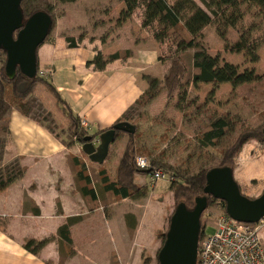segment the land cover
<instances>
[{
	"label": "trees",
	"instance_id": "1",
	"mask_svg": "<svg viewBox=\"0 0 264 264\" xmlns=\"http://www.w3.org/2000/svg\"><path fill=\"white\" fill-rule=\"evenodd\" d=\"M56 1L69 3L76 0ZM200 1L208 11L200 7L194 0H123L124 9L121 11V14L124 18L130 16L138 7H141V25L153 28V38L159 42L169 41L173 51L168 56V66L162 73L161 79L158 80L156 77L148 76V88L146 91L114 121L113 124L121 121L133 124L135 131L133 133L115 132V139L121 135H126L124 147L113 172H110L102 163L97 173V188L86 169L84 161L86 154L80 150L72 155L71 160L72 167L75 170L74 180L76 190L86 202L88 210H94L99 207L100 195L103 196L102 198L105 197L108 203L122 199L137 200L146 197L149 191L148 187L136 182V174L138 172L151 174L155 170H160L169 180L168 189L171 192L173 201V208L168 216V223L171 214L179 203L191 209L195 205V199L200 196L207 197V207L205 210L219 203L222 214H226L225 203L223 201L204 193L203 189L206 184L205 175L211 168L216 166H228L233 172L236 166V158L245 142L249 139L264 142V136L261 132V129L264 127V110L259 113L261 122L254 126H237L238 118L235 114H230V112L223 113L215 118L209 116V120L201 124L195 134L196 147L201 150L203 157V162L196 170H192L184 160L175 165L170 164L166 159L165 148L159 149L158 144H154L151 147L143 144V134L139 129V123L148 120L145 108L156 96V88L159 83H161L167 99L172 98L182 88L183 79L187 72V66L181 56L183 52H191L190 82L193 85L230 83L233 89L231 93H233L234 88L257 82L260 79V76L253 68L239 71L237 65L221 60L218 54H209L201 44L199 38L201 37L203 28L217 18V29L220 36L223 37V30H219V23L222 21L225 24L233 26L237 19L242 16V12L240 11L242 5L254 6L257 8V14L264 17V0ZM20 8L23 14V22L36 11H43L51 16V28L44 42L51 40L50 33L55 24V17L52 13L53 5L50 0H23L20 3ZM228 9L232 11L227 14L226 11ZM66 39L70 46H74L72 38L66 37ZM225 49L238 53L245 51L246 55L250 56L249 60L251 62L256 61L258 58L254 52L255 47H251L245 38L232 45L226 43ZM129 53V50L123 52L124 56H128ZM123 54L118 50L104 57L98 52L89 63H93L95 68L102 70L108 61L124 57ZM5 64L6 52L0 49V193L11 183L22 179L26 171V167L22 165L21 156H13L9 160L3 159L6 142L10 134V116L13 111H17L20 115L47 129L67 148L74 146L75 143L80 144L82 139L88 135L95 137L108 129L91 132L89 127L85 128L81 125V118L72 111L68 103L62 98L50 81V77L47 74L44 76L39 75L37 55V72L31 78L23 75L18 67L15 69V75L10 78L5 73ZM39 83H42L52 95L55 105L66 118L67 125L58 122L53 114L43 107L39 97L35 94V87ZM183 91L176 105H178V108L182 112L184 111L185 115L186 108L192 104V100H188L186 98V91ZM195 108L197 112H200L202 105L195 104ZM154 121H157V119L155 118ZM168 129L167 127L165 130ZM62 133H65L63 139L60 137ZM159 139L160 141H166L168 137L164 132ZM186 148V144L180 146L178 152L182 153ZM109 155L110 153L108 152L105 160ZM139 155H144L148 160L149 168L138 169L136 167L135 158ZM187 157H191V154L189 153ZM214 159L217 162L210 164ZM248 197L254 198L256 196ZM34 213L38 214V209ZM203 214L204 212L201 215V230L198 245L200 239L205 234L202 223ZM79 220H81L80 215L68 216L65 222L57 228L56 241L58 248L64 249L66 254H69L72 250L70 227ZM1 223L0 230L5 231ZM167 228L165 231L157 233L158 238L161 240L158 250L163 244ZM51 240H54V237L42 239L28 238L23 242L22 246L27 251L38 254ZM158 250L156 252L155 264L158 263ZM111 264H118V259L114 253L111 256Z\"/></svg>",
	"mask_w": 264,
	"mask_h": 264
},
{
	"label": "crops",
	"instance_id": "2",
	"mask_svg": "<svg viewBox=\"0 0 264 264\" xmlns=\"http://www.w3.org/2000/svg\"><path fill=\"white\" fill-rule=\"evenodd\" d=\"M61 15L72 21L76 19L67 7L63 8ZM59 21L62 23L54 25L51 30V40L43 42L37 49L39 69L47 71L62 98L78 117L88 122L91 132L109 128L146 91L148 76H157L161 63L157 54L162 42L151 35L150 47L142 44L135 54L130 46H116L109 37L91 39L83 35L77 38L75 26L65 19ZM66 37L73 39L74 46L69 45ZM122 49H131L128 57L108 61L102 70L89 63L98 52L106 56ZM60 123L67 125L66 118ZM9 129L4 157L9 160L21 156L26 171L22 179L0 193V218L3 217L4 223L1 224L5 227V231L0 230V264H55L57 259L53 261L48 251L54 242L56 252V239L38 254L27 251L22 244L28 238L56 236L59 225L73 215H80L81 220L70 227L74 254L65 264H77L78 258H81L79 264H111L113 253L118 264L155 262L160 246L157 233L162 224L155 227L150 221H156L157 215L149 220L146 218L153 211L146 209V216L132 209L116 212L119 207L115 202H99L98 208L88 210L76 190L71 160L72 155L80 151V144L65 147L47 129L17 111L11 113ZM259 144L257 146L262 147L264 142ZM240 158L238 155L235 161L234 179L243 194L257 196L264 185L261 190H255L252 182L264 180V155L255 154L242 161ZM250 164L257 169H250ZM61 165H64L66 174L60 173ZM257 186L261 187V183ZM36 209L38 214L34 213ZM34 224L37 226L33 227ZM258 236L264 249V227Z\"/></svg>",
	"mask_w": 264,
	"mask_h": 264
},
{
	"label": "rangeland",
	"instance_id": "3",
	"mask_svg": "<svg viewBox=\"0 0 264 264\" xmlns=\"http://www.w3.org/2000/svg\"><path fill=\"white\" fill-rule=\"evenodd\" d=\"M194 1L204 10L208 11L200 0ZM50 2L53 5L52 13L55 17L54 25L56 26V24L62 23L60 21L57 22L59 19H65L68 24L76 27L74 35L77 38L83 35H87L91 39L93 37H109L112 39L111 43L116 46H122V48L126 45L130 46L135 54L139 46L142 44H144V47L146 48L150 47L149 37H151V35L153 36V28L146 29L141 25V7H138L130 16L124 18L121 14V11L124 9L123 0H76L66 4L57 2L56 0H50ZM65 7H67L69 12L76 16V19L73 16L75 19L74 21L67 17L62 18L61 14ZM240 9L242 16L237 19L233 26L225 24L222 21L219 23V30H223V37L220 36L217 29V18L203 28L199 40L209 54H218L221 60L237 65L239 71L253 68L260 76V79L257 82L234 88L233 93H231L233 89L230 83H222L219 85H193L190 82L191 52L186 51L181 53L187 66V72L183 79L182 88L180 91H177L172 98L167 99L165 92L161 87V83H159L156 88V96L145 108L148 120L139 123V129L143 134V144L149 147L158 144L159 149L165 148L166 159L170 164L175 165L184 160L192 170H196L199 167L203 162V157L201 155V150L196 147L195 134L199 130L201 124L206 123L209 120V116L215 118L226 112H230V114L233 113V115L235 114L238 118L237 126H254L261 122L259 113L264 110V17L257 14V8L254 6L242 5ZM231 11V9H228L226 13L228 14ZM244 38L249 42L251 47H255L254 52L258 58L254 62L249 60L250 56L246 55L245 51L238 53L225 49L226 43L232 45ZM131 49H122L119 51L123 54L125 50H129L130 52ZM172 51L173 48L169 41H164L160 44L157 54V57L161 62V65H158L159 71L156 73V78L158 80L161 79L162 70L164 69L165 71L168 66V56ZM124 57L127 58L128 56ZM183 90L186 91V98L192 100V104L186 108L185 115L184 111L182 112L178 108V105H176L180 94L184 92ZM35 94L39 97L43 107L46 110L50 109L52 111V114L57 121L62 122L65 120V117L62 115L59 108L56 107L52 95L46 90L42 83L37 84ZM195 104L202 105V110H200V112H197ZM155 118L157 121H154ZM167 127L169 129L165 130ZM164 132L166 133L168 140L160 141L159 138ZM60 135L63 139L65 133ZM125 139L126 135L124 134L116 138L110 144V155L103 163L104 167L110 172H113V169L118 162V158L124 147ZM259 142L260 141L255 139H249L245 142L238 154L241 156L240 161L246 157L250 158L255 154L263 156L264 144L262 147H258L257 145H260ZM185 144L187 145L186 150L179 153V147ZM189 153L191 154V157H187ZM4 158L5 157H3V159ZM4 160H6V158ZM84 161L86 169L96 187V182L98 180L97 173L102 163L92 162L87 156ZM216 162L217 160L214 159L210 164ZM62 166L64 165H61L59 168L60 173L62 174V172H65L64 174H66V169ZM253 167L254 165L250 164V169ZM254 169L256 170L257 166L254 167ZM61 180H63V178H61L60 181ZM135 180L140 185H146L148 187L149 191L147 196L137 200L127 199L125 201H115V204H118L116 206L119 207L116 212L121 209H132L145 215V213H147L145 211L148 209V211L153 212L148 213V216L145 215L146 218L149 220L150 217L157 215L158 217H156V221H153L152 219H150V221L155 227H158L160 223L162 224V228L158 232L165 231L168 226V216L173 208L171 192L168 189L169 180L166 177L153 182L150 178V174L145 172H138L135 176ZM259 182L261 183V187L257 186ZM252 185L255 190H257V188H260L261 190L264 185V180H254ZM260 190L257 192H260ZM254 194H256V192L253 193V195ZM102 197L103 196L100 195V202H107L105 197ZM57 212H59V208H57ZM220 215H222V209L219 203L212 205L204 211L202 223L206 233H211L214 230L217 226L218 217ZM0 222L4 223L3 217L0 218ZM36 226L37 224H34L33 227ZM50 237H53V235L51 234L45 238ZM54 239H56V236H54ZM51 242H53V240L49 241L47 244ZM55 243L56 252L54 242L48 251V255L54 258L53 261L57 259L55 264H65L67 261L70 262L74 250L72 249L69 254H66L64 249L58 248L57 241ZM159 243H161V240ZM141 257L142 260H144V256ZM135 261L138 262L137 260ZM79 262H81V258H78L77 264H79ZM155 263L156 261L153 264Z\"/></svg>",
	"mask_w": 264,
	"mask_h": 264
},
{
	"label": "water",
	"instance_id": "4",
	"mask_svg": "<svg viewBox=\"0 0 264 264\" xmlns=\"http://www.w3.org/2000/svg\"><path fill=\"white\" fill-rule=\"evenodd\" d=\"M23 0H0V49L6 52L5 73L12 78L16 67L27 77L37 72L36 51L50 31L52 18L36 11L23 22L20 3ZM133 133L135 127L126 121L113 124L97 136L88 135L80 142L89 160L103 163L115 132ZM264 136V127L261 129ZM204 193L225 203L226 214L243 223H255L264 217V189L254 198L242 194L228 166H216L205 175ZM207 197L195 199L193 208L179 203L169 219L165 239L157 254V264H196L201 215Z\"/></svg>",
	"mask_w": 264,
	"mask_h": 264
},
{
	"label": "built area",
	"instance_id": "5",
	"mask_svg": "<svg viewBox=\"0 0 264 264\" xmlns=\"http://www.w3.org/2000/svg\"><path fill=\"white\" fill-rule=\"evenodd\" d=\"M40 76L47 71L39 69ZM81 125L88 128V122L81 118ZM138 169L149 168L148 160L139 155L135 158ZM167 176L160 170L150 174L157 181ZM264 227V217L255 223H243L230 218L227 214L218 217L213 233L204 234L197 249L198 264H264V249L258 232Z\"/></svg>",
	"mask_w": 264,
	"mask_h": 264
}]
</instances>
